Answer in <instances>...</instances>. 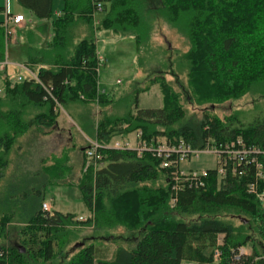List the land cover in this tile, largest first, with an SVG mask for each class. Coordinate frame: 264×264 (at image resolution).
<instances>
[{
  "label": "trees",
  "instance_id": "obj_1",
  "mask_svg": "<svg viewBox=\"0 0 264 264\" xmlns=\"http://www.w3.org/2000/svg\"><path fill=\"white\" fill-rule=\"evenodd\" d=\"M17 2L46 21L38 26L40 32L48 31L52 0ZM97 3L105 16L96 27L91 15L96 14ZM152 16L163 18L188 41L187 52L176 53L175 61L172 55L163 61L165 65L174 62L187 72L185 94L194 103L215 107L249 94L264 98V0H64L62 13L51 22L52 46L43 54V64L51 68L34 70L41 84L28 77L15 82L17 70L0 73V179L22 137L31 132L48 135L57 128L55 101L67 105L82 96L96 98L104 106L113 103L112 96L99 90L95 31L133 37L138 67L143 69L146 57L140 55L154 46ZM77 18L88 27V34L72 46L69 32ZM27 36L31 40L32 34ZM6 45L0 28V60L5 58ZM167 45L169 53L171 45ZM152 84H159L165 107L138 109L139 94ZM181 96L164 76L149 80L146 88L135 85L130 94L116 101L123 105V116L112 123L101 121L94 139L108 145L118 136L140 132L142 142L182 139L197 150L238 139L248 146L264 147V109L249 122L206 114L186 120ZM31 107H45V112L32 117ZM23 147L21 144L20 149ZM102 154L99 167L78 184L92 214L81 223L96 231L124 227L139 236L132 248H117L111 259L100 258L94 244L76 248L68 264H264L254 238L256 234L264 239L263 204L248 192V185L255 182L264 191V156H256L262 173L258 180L256 165L250 163L235 175L230 169L225 178L216 169L208 170L203 186L180 184L176 193L170 171L160 168L152 154L144 153L141 158L134 151L106 150ZM42 161L36 169L18 170L6 183L15 188L5 189V197L0 198V236L5 237L15 216L23 220V229L18 247L8 248L0 241V264L51 262L69 228L79 223L70 214L42 211L44 189L51 182ZM183 217L197 219L186 222ZM238 218L241 224L235 226L231 219ZM247 247L250 254L240 252Z\"/></svg>",
  "mask_w": 264,
  "mask_h": 264
},
{
  "label": "rangeland",
  "instance_id": "obj_2",
  "mask_svg": "<svg viewBox=\"0 0 264 264\" xmlns=\"http://www.w3.org/2000/svg\"><path fill=\"white\" fill-rule=\"evenodd\" d=\"M9 1L13 13L22 14L27 22H31V25L28 28L25 27L21 32L15 33L14 37L7 42L5 56H8L12 62L27 65L34 74H36L34 70H38L40 67L51 68L50 65L43 64V54L52 46L53 29L51 22L62 13L64 0H52V16L47 21L49 22V29L45 33L38 30V26L43 24V21L22 8L17 0ZM5 3L6 0H0V7L3 8ZM155 4L156 2H152V7H155ZM104 16V13H92L93 24L96 27L99 26V22ZM151 19L154 46L149 49V53L140 55L143 58L146 57L143 69L138 67L137 44L133 37H119L103 31L96 32L93 28L97 52L105 60L98 72L99 90L112 96L113 103L104 106L96 98L86 100L81 96L70 101L67 105H57L56 129L61 132L62 139L59 137V143L55 142L57 139L55 129L48 135L31 132L22 137L18 142V146L14 147L13 155L10 156L9 166L3 172L4 178L0 179V198L5 197V189L15 188V184L6 183L17 174L18 170L25 167L28 170L29 167L34 169V166L36 169L43 159L41 165L43 164L44 168L42 169L47 168L48 177L51 179V182L48 185L46 184L47 186L44 189V202L53 205L54 212L64 215L70 214L75 219L82 217L84 220H88L91 218L92 214L84 204L78 183L81 180L83 181L91 169L94 170L99 166L97 164L92 166L89 162L83 160L80 149L88 144L90 138H96L97 127L101 121L107 120V122L112 123L123 116V105L116 103L121 96L130 94L135 85L146 88L151 79L164 76L174 92L182 95L181 103L186 110V120L192 117L201 119L206 114L211 118L220 119L234 116L239 120L249 122L251 119L253 120V115L263 112L264 98L259 95L249 94L239 100L226 102L215 107L210 106V104H197L196 101L194 103V100L185 94L188 83L187 72L178 69L174 62L171 65H165L163 61L170 55H172V60L175 61L176 53L181 55L187 52L189 49L187 39L180 32L173 29L163 18L158 17L157 19L152 16ZM72 27L69 32V35L73 37L70 40V45L75 46L88 34V27L79 18ZM29 33L32 34L31 40L27 36ZM167 43L171 45V52L169 53H167ZM10 70L14 69L11 68ZM118 81H120V84L117 83ZM165 105L159 84H152L148 90L139 94L138 109L140 110L163 109ZM29 111V114L33 117L41 112L44 113L45 107L41 109L31 107ZM125 126L123 127L125 128ZM136 138L137 133H132L128 137H116L115 142L123 144L127 143L129 139L135 144ZM21 144L24 147L20 149ZM79 156L81 165L76 168ZM217 162L218 159L215 154L201 153L198 157L193 156L190 160L183 162L182 168L186 172L214 170L218 167ZM66 180L73 181V183L64 184L67 182ZM41 181L39 182L41 183ZM196 219L197 217H183L186 222H193ZM231 221L235 226L241 224L239 218L231 219ZM22 229L23 220L15 216L5 229V237L0 236L1 243L8 248L18 247ZM69 229L70 231L65 234L63 244L58 249L56 257L51 262H30V264H68L76 251L74 249L90 244H94L99 248L98 255L100 258L111 259L117 248H132L139 236V233L130 232L124 227L96 231L92 226L81 222L72 225ZM254 238L259 253L264 256V239L257 237L256 234H254ZM240 252L247 255L250 254L251 249L248 247L242 248ZM182 264L195 263L183 262Z\"/></svg>",
  "mask_w": 264,
  "mask_h": 264
},
{
  "label": "built area",
  "instance_id": "obj_3",
  "mask_svg": "<svg viewBox=\"0 0 264 264\" xmlns=\"http://www.w3.org/2000/svg\"><path fill=\"white\" fill-rule=\"evenodd\" d=\"M103 7L100 3L96 4V12L101 13ZM0 28L4 30L6 42L10 41L14 34L22 28L25 22V17L22 14L13 13L10 1L6 0L5 6L0 8ZM8 44V43H7ZM105 63V60L98 54V71L100 66ZM13 68L17 70L18 74L15 76V82H22L25 77L31 78L37 83L41 84L40 80L34 74L31 69L25 65L16 62H12L8 56H5L3 60H0V73H4ZM120 84V81L117 82ZM0 95H3V88L0 85ZM57 105V101H55ZM115 150V151H134L137 157L141 158L144 153H150L153 157L160 161V168L170 171V182L172 191L180 189V184L187 186H203L204 179L208 176V170L201 172H186L182 168V163L190 160L193 156L198 157L201 153L215 154L218 159V167L216 168L218 175L225 178L228 171L231 169L233 175L236 171L244 169V167L250 163L256 165L257 180L262 178L261 165L257 159V155L264 156V147L248 146L241 139L230 143L219 144L211 147L207 146L203 150L193 149L184 140H178L170 142L164 138H158L155 142L147 143L141 141V133H137L136 143L133 144L129 139L127 143L115 142V139L108 145L101 144L96 139L89 140L87 147L84 150V157L87 162L92 165L99 164L103 159V151ZM244 162V165L242 163ZM240 173V175H242ZM248 192L255 195L264 205V191H259L257 183H251L248 185ZM176 204V199L172 200V206ZM42 211L45 213H52V205L50 203L43 202ZM85 221L82 217L78 218L76 222Z\"/></svg>",
  "mask_w": 264,
  "mask_h": 264
},
{
  "label": "crops",
  "instance_id": "obj_4",
  "mask_svg": "<svg viewBox=\"0 0 264 264\" xmlns=\"http://www.w3.org/2000/svg\"><path fill=\"white\" fill-rule=\"evenodd\" d=\"M1 8V7H0ZM20 14V13H19ZM0 19H1V17H0ZM44 23L46 22V21H43ZM29 25H31V22L29 23V22H27L26 21V18H25V22L23 23V25H22V28L21 29H19L17 32H21L25 27L26 28H28V26ZM56 130V132H55V135H57V139H56V143H59V137H60V139H62V136H61V132H58L57 130H59V129H55ZM54 130V131H55ZM62 131V130H61ZM94 138H90V140H93ZM89 141V140H88ZM70 143L72 142L71 140L69 141ZM87 147V144H85L84 146H82V148L80 149V154H81V157H82V159L83 160H85V158H84V150H85V148ZM56 150V149H55ZM81 165V161H80V156H79V159H78V162H77V166H76V168H78L79 166ZM43 171H44V173L45 174H49V172L47 171V168L46 169H43ZM67 182L66 183H64V184H71V183H73V181H71L70 182V180L68 181V180H66ZM79 184V183H78ZM54 209H53V205H52V211H53Z\"/></svg>",
  "mask_w": 264,
  "mask_h": 264
},
{
  "label": "water",
  "instance_id": "obj_5",
  "mask_svg": "<svg viewBox=\"0 0 264 264\" xmlns=\"http://www.w3.org/2000/svg\"><path fill=\"white\" fill-rule=\"evenodd\" d=\"M22 252H25V250H24V249H22Z\"/></svg>",
  "mask_w": 264,
  "mask_h": 264
}]
</instances>
